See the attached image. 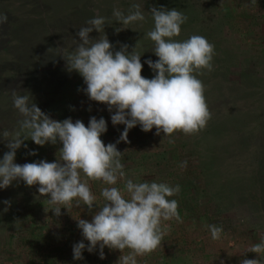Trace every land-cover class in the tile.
I'll return each mask as SVG.
<instances>
[{
  "label": "rangeland",
  "instance_id": "1",
  "mask_svg": "<svg viewBox=\"0 0 264 264\" xmlns=\"http://www.w3.org/2000/svg\"><path fill=\"white\" fill-rule=\"evenodd\" d=\"M133 4L141 6L144 21L129 25L114 21V9L127 15ZM161 6L176 8L187 16L175 39L200 35L214 45L213 70L202 76L204 95L212 118L232 119L226 138L254 134L248 141L242 140V148H234L232 156H244L241 161L231 158L227 165L221 162L218 176L212 177L213 182L231 181L246 191L242 197L236 195V207H224L228 213L218 216L202 193L203 180L197 178L198 167L189 154L192 134L177 131L171 136L162 132L156 135L155 127L144 132L139 125L129 130V142L117 144L122 154L129 155L121 159L126 177L137 183L156 181L180 186V192L169 197L178 202L180 220L165 222L168 229L161 246L137 257L138 264H173L170 259L182 261L183 257L186 262L178 264H240L241 259H256L257 254L246 250L264 236V174L258 173L257 164L261 162L256 160L264 151V134L253 131L257 122L264 121V0L255 4L252 0H0V13L7 16V22L0 25V132L16 129L21 119L12 104L15 90L31 94L37 106L58 121L79 119L87 126L90 117H103L107 131L101 139L105 144L115 143L124 125L113 126L106 105L88 99L82 77L75 71L68 72L60 55L73 51L74 38L79 39L76 32L87 20L102 16L109 22L104 31L115 50L122 44L129 46L128 51L134 48L141 54V75L149 78L144 61L156 57L151 52L154 44L146 37L154 26L149 9ZM117 27L124 29L117 33ZM89 35L95 38L103 33L94 30ZM99 110L101 115H97ZM25 144L27 148L21 146L16 152V163L42 159L54 162L59 158V143L38 146L27 140ZM6 151L5 142H0V158ZM32 151L36 155H29ZM82 179L86 178L82 175ZM88 183L97 198L91 210L95 212L104 203L101 188L108 185L102 181ZM115 186L123 190V181ZM37 188L14 181L0 190L2 198L10 201L6 212L5 205H0V216L12 214L11 224H0V264H116L120 254H127L128 249L120 253L105 247L104 259H100L97 248L92 253L84 250L82 260H73L72 246L83 240L75 219L90 221L91 213L81 204L61 208V215L56 217ZM245 209L249 225L236 224L234 216ZM207 225L222 228L219 239L211 238ZM84 243L87 245V241ZM260 258L264 264V256Z\"/></svg>",
  "mask_w": 264,
  "mask_h": 264
},
{
  "label": "clouds",
  "instance_id": "2",
  "mask_svg": "<svg viewBox=\"0 0 264 264\" xmlns=\"http://www.w3.org/2000/svg\"><path fill=\"white\" fill-rule=\"evenodd\" d=\"M149 11L154 26L146 37L153 42L151 52L158 57L155 61H144L154 73L151 79L141 75V54L134 48L128 51L129 46L122 44L115 50L104 31L109 22L102 16L87 20L76 32L79 39L74 38L73 51L60 55L66 70L82 77L86 86L83 92L88 99L106 105L113 126L124 125L115 143L105 144L101 139L107 131L103 117H90L87 126L79 119L58 121L43 112L31 94L12 92L13 108L21 119L16 129L0 132V142H5L8 149L0 158V189L14 181H22L28 187L38 185L37 193L47 198L56 217L61 215V208L86 206L91 220L75 219L83 240L72 246L73 260H82L84 250L92 253L97 248L100 259H104L103 250L107 247L120 253L129 250L120 254L116 264H138L137 257L161 246L168 229L165 222L180 220L177 200L169 199L180 192V186L128 179L121 162L123 152L117 149V144L128 143V132L137 125L144 132L155 127L156 135L162 132L171 136L177 131L191 135L206 127L212 116L204 95L205 86L198 75L213 70L214 45L200 35L175 39L187 20L176 8L151 7ZM112 17L122 25L145 20L139 4H133L127 15L114 9ZM6 22L7 16L0 13V25ZM122 29L117 27L115 32ZM94 30L103 36L91 37L89 34ZM27 140L38 146L59 143V158L54 162L42 159L16 163V152L21 146L27 148ZM88 181L108 185L101 188L104 203L95 212L91 210L97 198ZM118 181H123V190L115 186ZM3 204L6 212L10 201ZM207 228L213 240L220 238L221 227L207 225ZM246 252L255 253L258 258L241 259L240 264H262L264 236Z\"/></svg>",
  "mask_w": 264,
  "mask_h": 264
},
{
  "label": "trees",
  "instance_id": "3",
  "mask_svg": "<svg viewBox=\"0 0 264 264\" xmlns=\"http://www.w3.org/2000/svg\"><path fill=\"white\" fill-rule=\"evenodd\" d=\"M153 58V57H152ZM158 57H155L153 61L157 60ZM146 72H149V79H151L154 75L152 70L148 67L146 68ZM204 73L206 74L207 71L205 70ZM202 76L198 75V78L204 82L202 79ZM205 84V83H203ZM207 102V101H206ZM102 113L101 110L97 113V115ZM222 118H212L207 122L206 127H204L202 130L192 134L191 138V152L189 151V154L192 157V162L195 163L198 167V176L197 178L201 179L203 182V194L206 195L210 199V203L212 204V209L214 213L218 216H224L228 212L224 211L222 208L228 207V206H237L235 204L236 195L238 197H242V195H245L246 192L243 186L240 184H234L231 181L225 180V182L216 183L212 181V177L218 176L217 168L219 164L226 163V161H230L231 158L238 159V162L241 161V159L244 156H241L240 158L237 156H232L235 153L236 146H239L242 148L244 145H242V140L248 141V137L250 138L252 133L244 135H236L232 140L227 139L226 136L228 135L229 127L232 126V119L231 120H221ZM229 124V125H228ZM253 131L257 133L262 132V135L264 134V121H259L255 126H253ZM135 129V128H134ZM133 129V130H134ZM236 131V130H234ZM252 132V131H251ZM261 134V133H260ZM245 137V138H244ZM236 138L239 139V143H237ZM248 148H250L248 146ZM262 151V150H261ZM177 158H179L178 154H175ZM129 157V155L122 154L121 159H124L123 157ZM256 160H260V165L257 164V171L258 173L264 174V165L262 167V164L264 163V151L262 154H260L259 157L256 158ZM124 163V162H122ZM129 168L126 169V172ZM127 175H130V172L127 173ZM100 182V181H99ZM192 182L194 183V180L192 179ZM1 190V189H0ZM1 193V191H0ZM3 195L0 194V205L5 201L4 198H2ZM27 199V198H24ZM28 200H25V202ZM18 206V205H17ZM243 206V205H242ZM239 206V207H242ZM247 210L245 209L241 214H236L237 216H234V222L239 225L248 226V218L246 214ZM11 218V219H10ZM12 222V214H6L0 216V224L3 223H10ZM11 224V223H10ZM234 225V224H233ZM248 231V230H246ZM255 235H257V229L254 230ZM188 255V253H186ZM264 256V255H262ZM186 258V257H185ZM184 257L180 258L182 261H177L178 259H170L171 263L178 264L179 262H186V259Z\"/></svg>",
  "mask_w": 264,
  "mask_h": 264
}]
</instances>
